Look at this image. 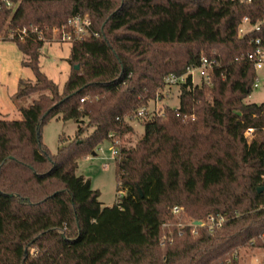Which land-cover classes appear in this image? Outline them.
I'll use <instances>...</instances> for the list:
<instances>
[{"label":"trees","instance_id":"trees-1","mask_svg":"<svg viewBox=\"0 0 264 264\" xmlns=\"http://www.w3.org/2000/svg\"><path fill=\"white\" fill-rule=\"evenodd\" d=\"M15 1L0 10V32L86 13L98 35L70 43L62 88L39 70L41 42L14 41L35 77L14 96H37L20 119L0 118V264H238L239 247L264 246L254 239L264 232V100L245 101L254 33L237 35L243 16L262 18L264 0ZM202 57L216 64L207 80L177 85V107L136 116L162 97L165 77ZM53 117L77 127L50 154L40 127ZM132 118L143 132L126 145ZM105 141L117 150L112 206L75 173ZM173 206L191 220L176 223ZM209 213L224 215L221 227L204 225Z\"/></svg>","mask_w":264,"mask_h":264},{"label":"rangeland","instance_id":"rangeland-1","mask_svg":"<svg viewBox=\"0 0 264 264\" xmlns=\"http://www.w3.org/2000/svg\"><path fill=\"white\" fill-rule=\"evenodd\" d=\"M70 48V43L46 42L39 49V70L59 88L63 87L71 68L67 61ZM26 60L28 58L18 49L13 40L7 37L0 39V118L20 119L19 108L28 106L37 96L35 93L20 98L14 96L18 89L19 80L33 82L35 79L31 68L24 64ZM258 75L260 77L258 87L253 89L245 99L246 102L260 103L264 100V69L259 70ZM192 78L194 83H199L201 78L199 69L192 72ZM161 91L164 93L161 98L157 96L148 102L145 115L159 112L165 105L172 107L179 105L177 85L164 87ZM130 125L133 132L126 133L122 138V142L126 145H134L143 132V128L136 118L130 120ZM76 127L77 124L72 120L63 121L53 117L41 125L40 142L50 154H55L59 147L58 139L60 137H73ZM250 137H252L251 134L248 138ZM99 147L101 151L97 147L95 155L90 153L78 159L75 173L82 175L89 181L91 188L98 190V199L102 206H112L116 202L118 194L115 161L111 155L112 144L105 141ZM179 211L173 213V215H177L173 216L176 223L191 220V216L183 212L182 207ZM254 239H259L261 245H264L260 237ZM238 264H264V246L247 245L239 247Z\"/></svg>","mask_w":264,"mask_h":264},{"label":"built area","instance_id":"built-area-1","mask_svg":"<svg viewBox=\"0 0 264 264\" xmlns=\"http://www.w3.org/2000/svg\"><path fill=\"white\" fill-rule=\"evenodd\" d=\"M247 3H250L251 0H245ZM17 2L15 0H0V10L2 8H14L16 7ZM92 22L90 17L84 13H76L69 17L67 21L61 25H44V26H21L14 27L7 24L5 29L0 32V39L7 37L13 41L24 42L27 39L36 40L43 43L46 42H65L73 43L77 40H82L88 36H97L98 32L92 29ZM254 33L253 36L249 37V42L252 45L251 51L247 53V60L252 63L257 76L253 83V89L258 87L260 82V77L258 75L259 70L264 69V11L262 12V18L255 23H250L247 16H243L237 27L238 37H242L248 34ZM216 64L214 59H207L202 57L200 64L197 67H187L184 74L174 75L170 74L165 77L163 80L164 87H170L178 85L181 82H184L187 74H191L195 69L200 70V75L203 80L208 79V70ZM193 79V78H192ZM167 92V91H166ZM83 99H81L82 101ZM146 108L141 107L136 111L137 117H142L146 113ZM252 132L251 128L246 130V135L249 136ZM98 150L101 151L99 147ZM117 154V150L112 147L111 155L114 158ZM121 193H118L117 196L120 197ZM180 207L173 206L172 212L178 213ZM225 217L222 214H211L209 213L206 217L204 225L208 227L210 231L221 227L224 222ZM194 224V222H193ZM260 239L264 244V232L259 235ZM253 239L251 240V243Z\"/></svg>","mask_w":264,"mask_h":264},{"label":"water","instance_id":"water-1","mask_svg":"<svg viewBox=\"0 0 264 264\" xmlns=\"http://www.w3.org/2000/svg\"><path fill=\"white\" fill-rule=\"evenodd\" d=\"M75 69H78V66L77 65H75ZM37 134L39 135V132H37ZM38 141H39V136H38ZM92 154L93 155H95V152H92ZM258 192H260V191H262L263 190V187L261 186V187H258ZM194 223L195 224H200L201 222L200 221H194ZM24 256H26V251H25V255Z\"/></svg>","mask_w":264,"mask_h":264}]
</instances>
